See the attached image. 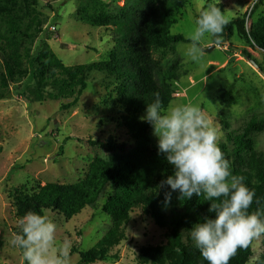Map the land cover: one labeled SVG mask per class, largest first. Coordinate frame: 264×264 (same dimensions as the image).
Segmentation results:
<instances>
[{"label":"trees","instance_id":"16d2710c","mask_svg":"<svg viewBox=\"0 0 264 264\" xmlns=\"http://www.w3.org/2000/svg\"><path fill=\"white\" fill-rule=\"evenodd\" d=\"M225 1L228 0L217 4L222 11ZM188 2L127 0L123 7L117 8V13H112L109 9L107 12L106 5L99 0L85 1L78 8L79 20L94 28L113 27L115 48L107 60L66 66L48 44L53 31L46 33L34 50L45 23L37 11L40 1L0 0V101L14 97L12 84L19 85L29 79L35 83L40 100H44L43 93L51 89L56 93L50 95L54 100H70L60 106L61 111H69L80 102L93 73H106L120 82L118 103L125 115L121 116L119 125L135 142L129 153L125 150L109 162L96 159L89 165L86 176L75 184L48 183L33 190L26 186L10 190L18 218L28 211L40 214L52 211L68 220L80 216L88 207L96 206L102 194L111 190L103 212L111 218L112 225L92 249L79 252L78 264L119 260V252L115 250L127 240L125 227L132 220V213L139 209L160 228L166 229L167 234L165 244L139 249L138 264H208L195 248L190 233L192 226L202 222L204 216L215 218V213L208 211L211 201L195 195L191 200L180 199L178 190L173 191L166 183L162 184L174 174V166L167 162L164 154L158 153V145L154 144L150 133L152 126L140 119L147 104L155 100L156 93L165 108L173 102L178 69L169 60L163 61L156 55L180 43H189L183 35L171 34ZM262 3L263 0L259 1L255 7ZM235 28L240 38L264 51V13L250 29L246 28L244 16L231 20L219 42L214 38L215 44L222 43L223 38L231 39ZM243 55L252 58L264 72V67L248 51ZM16 95L27 98L19 88ZM262 132L264 116L251 120L241 132L229 133L218 145L230 161L232 173L244 176V183L255 192L249 213L258 208L264 210V154L258 151L254 140V135ZM89 142L114 153L126 148L112 137ZM168 193L171 196L166 201ZM18 232L17 226L15 233ZM253 244L254 241L247 249H238L229 264H249L254 253ZM258 264H264V253Z\"/></svg>","mask_w":264,"mask_h":264},{"label":"rangeland","instance_id":"374dc122","mask_svg":"<svg viewBox=\"0 0 264 264\" xmlns=\"http://www.w3.org/2000/svg\"><path fill=\"white\" fill-rule=\"evenodd\" d=\"M39 1L37 11L45 23L34 50L46 33L53 31L48 44L66 66L109 58L115 48L114 28H94L79 20V5L87 0ZM99 1L106 5L107 12L117 13V8L123 7L127 0ZM259 1L262 0H228L222 3L223 11L230 21L246 17V28L250 29L264 13V0L262 6L255 7ZM219 2L221 0H189L171 34L187 38L199 13L209 4L218 6ZM237 30L235 28L231 39L223 38L219 44H215V37L206 36L200 47L204 50L215 46V49L204 52L198 61L184 54L182 46L187 43L156 55L163 61L169 60L178 69L171 105L199 106L221 133L219 144L229 133L241 132L251 120L264 116V77L243 55L248 51L264 67V51L240 38ZM1 62L0 56V66ZM23 81L11 85L14 89L11 100L0 101V264H25L22 250L11 243L19 219L10 195L11 188L26 186L33 190L48 183L75 184L86 176L89 165L96 159L109 162L125 150L129 153L135 145L119 125L121 116L125 115L118 103L120 82L106 73L91 75L80 102L69 111H61L60 106L70 100H54L50 95L56 93L51 89L46 90L45 99L40 100L35 83L29 79ZM17 88L22 89L28 99L16 95ZM150 133L154 144L158 145L152 127ZM110 137L126 148L114 153L89 142L105 141ZM254 140L258 151L264 154V132L255 134ZM110 193L107 189L96 206L88 207L71 220L57 212H46L57 225V241L67 239L71 242L68 264H78L79 252L92 249L107 234L112 220L103 212V205ZM125 232L127 240L115 250L119 252V260L95 264H138L140 248L166 243V229L156 225L140 209L132 213ZM263 250L264 236L254 240L249 264H258Z\"/></svg>","mask_w":264,"mask_h":264},{"label":"clouds","instance_id":"9594fccd","mask_svg":"<svg viewBox=\"0 0 264 264\" xmlns=\"http://www.w3.org/2000/svg\"><path fill=\"white\" fill-rule=\"evenodd\" d=\"M229 17L215 4H209L194 21V29L182 46L185 55L198 61L204 55L200 43L206 36L219 42ZM141 121H147L158 138V153L174 166V174L162 184L179 191L180 199L195 195L211 201L208 211L215 218L204 216L191 228L194 246L208 264H229L238 249H247L264 236V210L249 213L255 192L235 175L231 164L218 146L221 133L197 105H169L165 108L158 93L147 104ZM171 194L166 195V201ZM18 233L11 243L22 250L26 264H68L71 242L57 241V225L46 214L26 212L17 221Z\"/></svg>","mask_w":264,"mask_h":264},{"label":"water","instance_id":"95a60500","mask_svg":"<svg viewBox=\"0 0 264 264\" xmlns=\"http://www.w3.org/2000/svg\"><path fill=\"white\" fill-rule=\"evenodd\" d=\"M215 49V46H212V47H208V48H206V49H204V52L206 53H208V52H211V51H213ZM236 50H238V49H236ZM239 51V50H238ZM246 60L255 68V69H257V70H259L260 71V73H261V75H263V77H264V72H262L261 70H260V66L252 59V58H250V57H246Z\"/></svg>","mask_w":264,"mask_h":264}]
</instances>
